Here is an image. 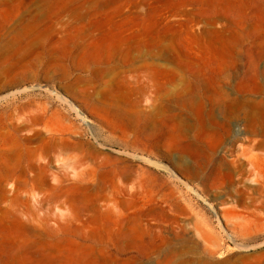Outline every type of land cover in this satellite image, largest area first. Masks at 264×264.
Instances as JSON below:
<instances>
[{
    "label": "rangeland",
    "instance_id": "1",
    "mask_svg": "<svg viewBox=\"0 0 264 264\" xmlns=\"http://www.w3.org/2000/svg\"><path fill=\"white\" fill-rule=\"evenodd\" d=\"M246 136L264 0H0V264H264V188L218 160Z\"/></svg>",
    "mask_w": 264,
    "mask_h": 264
},
{
    "label": "bare ground",
    "instance_id": "2",
    "mask_svg": "<svg viewBox=\"0 0 264 264\" xmlns=\"http://www.w3.org/2000/svg\"><path fill=\"white\" fill-rule=\"evenodd\" d=\"M43 134L44 133L41 130H35L32 135L25 137V141L28 144L34 145L44 140L42 138ZM252 134L254 136L261 135L258 130H255ZM81 147L82 143L77 141L75 142L71 138H57L52 136L44 146H41V150L43 152L42 159L44 157H50L51 155H57L59 157L64 151L68 154V152L78 150ZM32 151L36 152V148H32ZM2 156L14 159V152H12V150H4ZM218 160L221 169L230 171L232 185L235 187V192L238 194L239 201L242 202L247 194H251V196L248 197L251 201L255 200L252 196L257 194L261 188H264V179L261 180L260 178H257L254 180L255 184L252 185L250 181L252 175L256 177L261 176V170L264 166V139H250L248 136L238 138L236 142L230 144L229 147H224V151L219 156ZM46 164L48 165V163ZM38 167L39 168L33 166L32 170L34 174H37L36 176H40L46 172L44 170L45 165L40 163ZM0 170L8 173L13 172L12 169L9 170L8 168L2 166H0ZM55 174L69 175L67 172H63L62 170H59ZM74 174L83 176L87 174V171L83 170L81 173L79 172ZM247 185H250V187ZM241 188H243L244 192H241ZM262 192H264V189Z\"/></svg>",
    "mask_w": 264,
    "mask_h": 264
},
{
    "label": "water",
    "instance_id": "3",
    "mask_svg": "<svg viewBox=\"0 0 264 264\" xmlns=\"http://www.w3.org/2000/svg\"><path fill=\"white\" fill-rule=\"evenodd\" d=\"M106 150H108V151H112V152H116L115 150H112V149H110V148H106ZM128 156H131V155H128Z\"/></svg>",
    "mask_w": 264,
    "mask_h": 264
}]
</instances>
